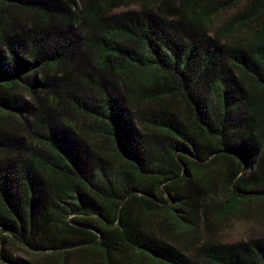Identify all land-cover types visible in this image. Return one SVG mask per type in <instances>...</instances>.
I'll use <instances>...</instances> for the list:
<instances>
[{
  "label": "trees",
  "instance_id": "trees-1",
  "mask_svg": "<svg viewBox=\"0 0 264 264\" xmlns=\"http://www.w3.org/2000/svg\"><path fill=\"white\" fill-rule=\"evenodd\" d=\"M133 1L0 0V264H264V239L195 245L192 171L264 199V0L214 35L241 0Z\"/></svg>",
  "mask_w": 264,
  "mask_h": 264
},
{
  "label": "rangeland",
  "instance_id": "rangeland-1",
  "mask_svg": "<svg viewBox=\"0 0 264 264\" xmlns=\"http://www.w3.org/2000/svg\"><path fill=\"white\" fill-rule=\"evenodd\" d=\"M225 0H208V2H220ZM208 2H201L202 6L206 7ZM248 5V0H241L235 6H231L228 9L221 11L213 18V26L210 34L214 35L216 32L221 31L226 25H229L231 21L239 14L245 11V7ZM126 6V5H125ZM130 9L139 10L141 7L140 1H133L131 4L126 6ZM125 7H121L117 12L123 11ZM216 166H210L209 169L201 164V166H192V171L196 176H208L215 175L213 180L215 190L209 192L206 201L215 199L213 204L207 208L208 219L214 225V233L208 234L203 231V236L195 243L204 244L205 241L216 242L222 245L237 244L238 242H244L253 239H264V199L261 201L243 200L238 199L234 206L233 198L225 193L227 185L224 181L214 173ZM212 170V171H211ZM166 201L170 200V196L164 195ZM206 204V205H207ZM165 208V207H164ZM203 208L202 210H204ZM160 219L164 222L174 224L175 217L170 211H162ZM200 229L205 228V225H200ZM194 227L191 225H183L175 228L176 238L174 241L179 247H184L190 242L194 241L196 234L194 233ZM171 237V236H170ZM8 252L15 258H26L34 261L38 259V255L32 256L24 249H21L14 245L8 246Z\"/></svg>",
  "mask_w": 264,
  "mask_h": 264
}]
</instances>
